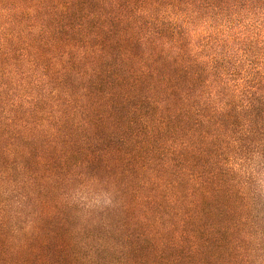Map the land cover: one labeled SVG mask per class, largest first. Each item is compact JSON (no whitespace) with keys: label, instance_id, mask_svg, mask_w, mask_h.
<instances>
[{"label":"trees","instance_id":"obj_1","mask_svg":"<svg viewBox=\"0 0 264 264\" xmlns=\"http://www.w3.org/2000/svg\"><path fill=\"white\" fill-rule=\"evenodd\" d=\"M0 264H264V0H0Z\"/></svg>","mask_w":264,"mask_h":264}]
</instances>
